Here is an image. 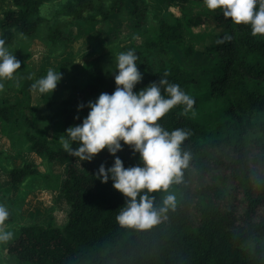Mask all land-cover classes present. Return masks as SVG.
<instances>
[{
    "label": "trees",
    "instance_id": "1",
    "mask_svg": "<svg viewBox=\"0 0 264 264\" xmlns=\"http://www.w3.org/2000/svg\"><path fill=\"white\" fill-rule=\"evenodd\" d=\"M49 1L53 0H11L13 8L2 11L0 18V38L7 47L19 37L32 38L44 23H48V42L68 39L58 26L39 15L40 6ZM163 1L167 6L187 2ZM126 6L136 27L144 29L148 7L144 0H111L108 6L93 0H66L54 16L85 25L107 20ZM204 14L220 29L204 47L214 64L196 75L175 58L170 57L155 70L142 60V68H138L143 79L134 88L139 91L166 78L195 101L191 109L185 111L183 105H177L158 121L169 131L182 128L190 132L182 144L183 150L191 153L189 167L184 170L183 182L169 188L177 195L176 210L150 229L121 227L115 217L125 198L112 187L111 180L101 183L96 178L99 166L110 167L114 157L102 150L80 170L73 164L78 157L67 154L60 141L49 140L44 130L33 131L27 121L24 139L29 151L48 162L66 164L60 195L69 211L64 226L32 224L19 228L7 246L17 264H264V35L253 36L250 25L232 23L219 9ZM183 28L179 19L173 24L161 21L154 38L144 46L157 52L166 50V45L183 48ZM226 33L232 39L218 43ZM186 50L191 53L192 48ZM88 69L89 79L71 85L66 98L45 100L44 109L30 107L33 121L49 122L52 128L60 126L61 135H66L69 126L82 123L89 111L87 103L116 87L114 73L105 71L99 58ZM35 80L28 78L20 92H35L31 88ZM81 104L85 106L78 109ZM13 108L0 99V123L15 122L10 116ZM116 155L125 167L140 163L139 154L127 145ZM216 171L227 174L235 185L239 203L236 195H228L220 187ZM6 173L9 184L19 186L38 170L34 163L25 161ZM153 195L159 200L162 193Z\"/></svg>",
    "mask_w": 264,
    "mask_h": 264
},
{
    "label": "rangeland",
    "instance_id": "2",
    "mask_svg": "<svg viewBox=\"0 0 264 264\" xmlns=\"http://www.w3.org/2000/svg\"><path fill=\"white\" fill-rule=\"evenodd\" d=\"M104 2L107 6L111 0H93ZM147 4L144 29L136 27L135 17L126 6L117 15L98 23L81 24L69 18L55 17L54 13L66 0H53L42 4L39 15L51 24L58 26L67 40L52 44L46 40L48 23L42 24L32 38L19 37L14 44L8 46L21 68L17 70L13 80H5L0 90V99H5L14 106L11 125L0 123V203L9 210V218L3 227L13 232V237L0 243V264H17V260L7 252L22 226L38 224H55L64 226L67 222L69 207L60 195V187L66 172V164L48 162L30 152L24 139V123L30 122L32 130H44L49 140L60 141V126L49 127V122L33 121L30 107L44 109V101H59L69 95L73 84L80 85L90 77L89 66L99 58L105 71L116 70V57L122 51L132 49L138 59L136 63L142 68V60L152 69H157L170 57L175 58L182 68L201 74L203 68H210L214 60L204 51L205 45L213 42V37L220 33L215 24L209 23L204 12L209 9L203 0H187L176 6H167L163 0H144ZM13 8L11 0L0 2L2 11ZM176 19L183 23L186 45L177 47L166 45V50L157 52L145 48L144 43L154 38L161 21L173 24ZM192 48L187 53L186 47ZM140 54H138V53ZM52 69L62 74L56 89L47 93L38 91L21 93L22 84L30 77L39 79ZM53 116V113H49ZM54 117V116H53ZM30 161L37 167L38 174L26 179L19 186H11L7 170L19 167L23 162ZM87 161L77 160L73 164L83 170ZM218 171L215 172V174ZM218 184L229 195H236L240 202V194L235 185L227 178V174L218 172ZM208 179V176L205 177ZM193 185H197L195 182ZM237 203V204H238Z\"/></svg>",
    "mask_w": 264,
    "mask_h": 264
},
{
    "label": "clouds",
    "instance_id": "3",
    "mask_svg": "<svg viewBox=\"0 0 264 264\" xmlns=\"http://www.w3.org/2000/svg\"><path fill=\"white\" fill-rule=\"evenodd\" d=\"M209 10L219 9L225 18L237 25H250L253 36L264 35V0H203ZM225 34L218 43L230 41ZM135 51L129 49L116 57L114 71L115 90L102 92L89 101V109L82 123L69 126L60 136L63 150L81 161H91L102 150L114 157L110 167L101 164L96 178L101 183L112 181V187L121 193L125 203L115 217L121 227L150 229L168 218L177 208V195L169 191L171 185L184 180V170L189 167L191 153L182 148L190 132L176 128L165 129L158 121L177 105L187 111L195 103L192 96L179 84L166 78L153 81L139 91L135 86L143 79L136 63ZM21 61L0 38V90L5 80H13ZM62 74L49 69L46 75L35 80L31 88L39 93L56 89ZM85 105H78L82 109ZM73 142L78 146L73 147ZM129 146L139 154L135 166L125 167L116 155ZM153 193H162L159 200ZM9 218L8 208L0 203V243L12 239L13 232L5 230Z\"/></svg>",
    "mask_w": 264,
    "mask_h": 264
},
{
    "label": "crops",
    "instance_id": "4",
    "mask_svg": "<svg viewBox=\"0 0 264 264\" xmlns=\"http://www.w3.org/2000/svg\"><path fill=\"white\" fill-rule=\"evenodd\" d=\"M1 18V17H0Z\"/></svg>",
    "mask_w": 264,
    "mask_h": 264
}]
</instances>
